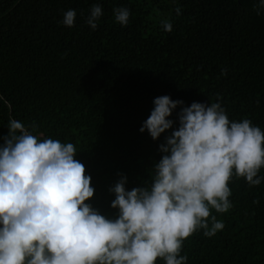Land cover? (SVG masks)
Segmentation results:
<instances>
[{"label": "trees", "instance_id": "obj_1", "mask_svg": "<svg viewBox=\"0 0 264 264\" xmlns=\"http://www.w3.org/2000/svg\"><path fill=\"white\" fill-rule=\"evenodd\" d=\"M255 2L0 0V143L10 119L34 122L41 138L73 143L94 187L88 202L115 217L109 188L121 175L126 190L149 182L172 131L157 140L139 131L155 97L184 106L219 102L230 120L247 118L264 130V14ZM97 3L102 16L92 30L86 18ZM120 6L130 11L126 26L114 18ZM68 9L76 12L71 27L60 23ZM179 111L170 117L174 128ZM229 188L230 209L212 210L224 227L186 238V264H264V180L250 186L234 176Z\"/></svg>", "mask_w": 264, "mask_h": 264}, {"label": "clouds", "instance_id": "obj_2", "mask_svg": "<svg viewBox=\"0 0 264 264\" xmlns=\"http://www.w3.org/2000/svg\"><path fill=\"white\" fill-rule=\"evenodd\" d=\"M253 9L264 14V0ZM113 13L121 26L129 23L127 7ZM75 16L68 9L60 23L71 27ZM101 16V5H91L86 23L92 30ZM160 23L172 30L170 19ZM178 106L174 128L170 117ZM35 128L10 119L0 143V264H156L157 258L186 264V238L201 229L211 237L224 227L212 210L230 209L229 181L243 177L253 186L264 180L258 175L261 127L247 118L230 120L219 102L184 106L162 95L139 129L153 140L172 129L159 145L161 158L142 187L126 190L127 178L120 176L109 188L117 214L106 216L88 202L94 187L74 144L41 138Z\"/></svg>", "mask_w": 264, "mask_h": 264}]
</instances>
